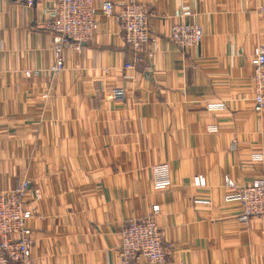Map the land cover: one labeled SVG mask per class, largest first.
Returning <instances> with one entry per match:
<instances>
[{
  "label": "crops",
  "instance_id": "obj_1",
  "mask_svg": "<svg viewBox=\"0 0 264 264\" xmlns=\"http://www.w3.org/2000/svg\"><path fill=\"white\" fill-rule=\"evenodd\" d=\"M139 1L154 13L152 57L125 68L130 48L98 13L94 41L69 50L66 70L52 76L53 0H0V190L29 178L41 191L30 202L35 264H121V229L155 204L172 244L165 264H264V216L242 222L241 205L226 201V177L238 186L264 178V112L254 110L250 65L264 49V0ZM178 21L202 26L199 47L183 53L172 43ZM116 87L125 100L113 97ZM215 101L227 109L209 111ZM162 164L172 185L156 189Z\"/></svg>",
  "mask_w": 264,
  "mask_h": 264
},
{
  "label": "built area",
  "instance_id": "obj_2",
  "mask_svg": "<svg viewBox=\"0 0 264 264\" xmlns=\"http://www.w3.org/2000/svg\"><path fill=\"white\" fill-rule=\"evenodd\" d=\"M34 0H27L31 6ZM114 0H53L46 9L49 16L48 26L52 31L50 49L54 55V64L47 70L55 76L66 70L67 53L69 50L83 51L84 45L93 42L98 29L97 14L101 13L113 18L118 24L122 35L131 52V60L124 67L134 68L143 59V55L153 56L147 45L153 43L150 36V17L154 13L139 0H122L118 4ZM264 14V3L260 8ZM186 10L182 16H188ZM169 38L183 53L199 47L203 41V29L200 24L187 21L174 22L170 26ZM147 49V50H146ZM251 80L253 86L254 110L264 112V49L257 46L250 58ZM43 73V72H42ZM39 70L28 69L27 77L42 74ZM113 97L122 101L127 97L124 87H116ZM42 113L49 107L53 98V87L49 83L42 91ZM209 111L227 109L223 101L209 102ZM212 129L216 130V126ZM254 160H260V154H254ZM156 189H165L172 185L167 165H156L154 168ZM199 186L206 185L203 175L194 178ZM226 184L234 192L226 195V201L238 202L241 205L240 220L248 223L254 217L264 216V178H256L246 186H238L229 177ZM42 199L39 188L32 187L29 178H23L10 190H0V264H35L32 253V227L30 221L36 211L30 202ZM201 203L208 201L200 199ZM160 205L155 204L149 215L133 219L121 229L118 254L121 264H134L145 261L148 264H165L172 244L167 241L164 229L159 225L157 216Z\"/></svg>",
  "mask_w": 264,
  "mask_h": 264
}]
</instances>
